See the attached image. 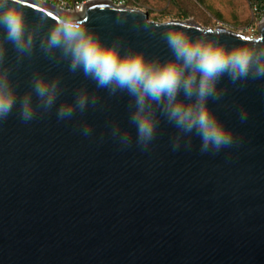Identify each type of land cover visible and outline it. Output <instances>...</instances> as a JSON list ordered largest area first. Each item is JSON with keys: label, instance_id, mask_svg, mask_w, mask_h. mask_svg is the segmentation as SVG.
Masks as SVG:
<instances>
[{"label": "water", "instance_id": "water-1", "mask_svg": "<svg viewBox=\"0 0 264 264\" xmlns=\"http://www.w3.org/2000/svg\"><path fill=\"white\" fill-rule=\"evenodd\" d=\"M17 7L36 47L18 59L6 45L12 81L20 96L34 74L58 80L61 91L56 105L32 121H22L19 104L0 121V264H264V77L250 73L233 83L225 75L222 95L209 101L234 134L230 146L202 152L194 135L190 147L185 137L173 150L177 130L158 111L156 138L142 150L129 123L128 93L97 88L82 71H70L69 61L50 59L39 47L50 26L71 16L102 44L118 40L121 55L132 49L162 62L171 55L164 31L261 49L264 20L256 35H246L193 18L156 21L110 0H89L82 10L41 0H19ZM79 90L96 103L58 119L60 103ZM115 123L131 128L130 146L112 136Z\"/></svg>", "mask_w": 264, "mask_h": 264}, {"label": "clouds", "instance_id": "clouds-1", "mask_svg": "<svg viewBox=\"0 0 264 264\" xmlns=\"http://www.w3.org/2000/svg\"><path fill=\"white\" fill-rule=\"evenodd\" d=\"M19 0H0V121L5 120L19 104V116L32 121L38 111H50L60 95V82L34 74L29 90L20 96L18 85L5 65L6 45L11 43L17 58L31 57L36 47V34L27 26L25 14L17 7ZM175 25L176 22L172 21ZM162 38L171 55L163 60H146L142 52H123L118 40L102 44L100 38L84 27V21L71 16L61 17L50 26L39 41L40 49L50 58L59 55L69 61V70H80L106 88L110 94L127 92L132 99L129 123L135 126L136 144L146 150L156 138L159 116L163 115L177 130L173 150L190 147L198 136L201 151L218 152L233 143L234 134L210 107L209 101L219 99V83L227 75L237 80L264 77V48L225 47L219 41L190 38L179 30L164 31ZM35 94L36 102L33 96ZM96 97L79 90L75 99L61 102L58 119H72ZM244 118L243 115L241 117ZM131 128L114 124L111 134L123 146L133 142ZM85 124L82 134L90 135Z\"/></svg>", "mask_w": 264, "mask_h": 264}, {"label": "rangeland", "instance_id": "rangeland-1", "mask_svg": "<svg viewBox=\"0 0 264 264\" xmlns=\"http://www.w3.org/2000/svg\"><path fill=\"white\" fill-rule=\"evenodd\" d=\"M127 5L147 11L149 18L156 21L193 18L202 26L214 27L217 24L242 30L256 35L247 28L252 23L246 0H126Z\"/></svg>", "mask_w": 264, "mask_h": 264}, {"label": "built area", "instance_id": "built-area-1", "mask_svg": "<svg viewBox=\"0 0 264 264\" xmlns=\"http://www.w3.org/2000/svg\"><path fill=\"white\" fill-rule=\"evenodd\" d=\"M50 5H54L65 10H82L85 2L89 0H41ZM114 5L127 4L126 0H110ZM250 9L252 23L247 28L249 31H254L258 27V23L264 20V0H246ZM258 32V31H257ZM252 35V34H249Z\"/></svg>", "mask_w": 264, "mask_h": 264}, {"label": "snow or ice", "instance_id": "snow-or-ice-1", "mask_svg": "<svg viewBox=\"0 0 264 264\" xmlns=\"http://www.w3.org/2000/svg\"><path fill=\"white\" fill-rule=\"evenodd\" d=\"M33 7L35 8L36 6H35V5H33ZM101 7H103V6H101ZM41 11H42V9H41ZM48 15H49V16H52V13H51V12H49V13H48Z\"/></svg>", "mask_w": 264, "mask_h": 264}, {"label": "bare ground", "instance_id": "bare-ground-1", "mask_svg": "<svg viewBox=\"0 0 264 264\" xmlns=\"http://www.w3.org/2000/svg\"><path fill=\"white\" fill-rule=\"evenodd\" d=\"M246 34V33H245ZM247 35V34H246Z\"/></svg>", "mask_w": 264, "mask_h": 264}]
</instances>
